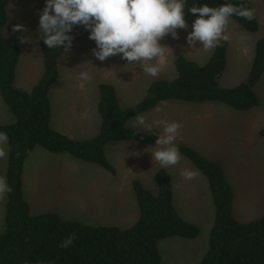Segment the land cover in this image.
I'll return each mask as SVG.
<instances>
[{"label":"trees","instance_id":"1","mask_svg":"<svg viewBox=\"0 0 264 264\" xmlns=\"http://www.w3.org/2000/svg\"><path fill=\"white\" fill-rule=\"evenodd\" d=\"M8 2L0 0V95L13 113L14 121L0 124V132L8 137L5 179L12 191L7 193L4 230L0 234V264H161L159 240L173 236L195 238L199 234V228L177 212L171 177L165 169H158L155 174L156 193L139 180L133 181L139 216L130 226L121 228L89 225L64 219L54 212L32 214L22 187L25 160L40 146L49 152H67L114 172L105 155V145L123 140L153 145L155 135L147 131L135 134L126 123L162 101H216L240 111L258 106L260 100L255 87L264 74V35L256 41L249 73L231 87L219 85L227 62L228 42L223 40L202 65L184 54L177 55L174 60L177 76L154 80L145 96L126 108L120 106L115 87L108 82L101 83L100 130L91 138L79 140L50 126L49 91L59 75L61 50L47 49L40 39L45 65L42 78L29 92L15 87L19 40L17 36L3 35ZM204 3L211 7L231 3L253 9L247 0H185L186 25H191L196 18L187 8ZM231 19L249 32L259 29L256 13L252 21L236 16ZM70 35L74 37L73 45L88 32L77 25ZM153 132L158 133L155 129ZM259 134L264 136V127ZM179 151L207 178L214 204L209 247L200 264H264V214L246 222L237 219L235 191L223 165L189 146L180 145ZM70 236L73 237L70 246L62 247V242Z\"/></svg>","mask_w":264,"mask_h":264},{"label":"rangeland","instance_id":"2","mask_svg":"<svg viewBox=\"0 0 264 264\" xmlns=\"http://www.w3.org/2000/svg\"><path fill=\"white\" fill-rule=\"evenodd\" d=\"M248 1L259 20V29L256 32H249L230 19L229 23L235 26V29L226 28L230 45L228 48L229 59L227 60V68L225 67L226 71L223 73L222 83L219 81V85L221 83L222 87L234 86L247 76L255 50L254 44L251 46L250 43H254L256 38L264 35L263 0ZM176 31L178 35L180 34V39H185L191 31V25H187L186 28L177 29ZM169 37H172L171 33H169ZM234 41L236 44L232 46ZM245 42L250 46L247 49L248 53L242 54L240 45L245 44ZM82 46L87 48L78 49L79 47H73L69 49L65 53V56H68L67 60L71 59L70 56L73 53H77L75 57L77 59H82L84 56L85 58L92 56V48L89 47L93 46L90 44H83ZM186 48L177 47L172 49L170 51L173 55L172 58L184 54L191 56L192 59L202 65L208 61L214 50V48L210 50L203 49L201 52L191 54L193 52L192 48L188 49L190 53ZM117 71H119L120 75L115 82L118 90L124 91L126 85L122 81L123 71L120 68ZM176 76L177 69L173 60L167 68L161 69L156 77H150L143 72V74L136 76L128 86L132 91L129 97L122 100V105L126 106L140 101L145 96L148 85L155 79H173ZM262 77L260 80V83L262 81L261 87L259 83L255 91L260 100V106L254 107L253 111H236L237 113L234 114V118L232 117L233 119L228 125L221 124L215 131L210 130L211 139L207 144L201 142L199 130L207 131L208 128L205 124L200 126L199 123H196L193 115L203 109L229 108L223 103L216 101L189 102L183 100H165L150 109L152 110L150 113H143L145 114L143 116L146 122L149 124H152L157 119H166L168 121H176L181 125L176 141L178 151L180 145L189 146L200 154L212 158L224 166L226 176L239 199L243 198V195L246 198L245 201L248 206L245 205L246 202L245 204L240 202L238 205L235 201L234 204V215L240 221H250L264 214V136L259 134V130L264 127V75ZM131 78L128 82H131ZM158 106L163 109L161 112L156 111ZM12 120L13 115L0 95V121L9 123ZM132 120L126 124L130 126ZM182 124L184 125L182 126ZM153 127L155 126L153 125ZM98 130L86 134L70 133V136L74 138L92 137L98 133ZM119 142L126 141L108 143L105 147V154L117 170V176L124 178L126 176L124 166L118 163L117 158L119 154L125 152L126 145H120L124 143ZM0 151L5 152V156L0 157V179L6 181L5 168L8 161V145L0 146ZM179 153L181 154L180 162L175 166L163 169L173 176L175 184H183V188L187 184L189 186L191 184L195 185V190L192 193L190 191L189 195L184 194L186 188L177 190L174 204L184 219L194 223L199 228V234L195 238L173 236L161 239L158 242V249L161 254V264H200L209 247V237L215 217L214 204L207 178L195 169L180 151ZM61 156L71 158V155L67 152L54 153L36 146L25 160L23 168L29 183H31V187L27 190V193L28 196H35L33 199H28L32 214H36L39 211L52 210L58 211L59 215L64 219L78 220L89 225H101L102 222L98 216V211L101 209L100 202L102 199L110 201L112 206V203L118 201V199L119 201H124L125 207L131 205L129 193H127V197L125 198H116L112 194L113 187L111 184L117 181L116 178L108 181L110 189L106 188V191L101 190L100 186H94L104 179L103 173H108V171L98 164L78 160V167L70 171L62 165ZM154 169H161V167L158 164L150 166L147 169L148 174L143 178V185L150 187L149 190L156 193L157 186L156 182L154 183V176L152 180L149 178V172ZM183 169L193 171V178L185 180L180 175ZM109 176L113 175L109 173ZM94 187L95 189L93 190ZM38 188L40 190L39 197H37L36 191H33ZM129 190L133 189L128 183V185L126 184L125 191ZM104 191L105 193H102ZM49 192L52 194H49ZM6 200L7 194L0 197V234L4 230ZM133 200L135 201V198H132V202ZM63 204L70 205H66L68 208H65ZM89 210H92L91 214L88 212ZM91 216H96L99 219H91Z\"/></svg>","mask_w":264,"mask_h":264},{"label":"crops","instance_id":"3","mask_svg":"<svg viewBox=\"0 0 264 264\" xmlns=\"http://www.w3.org/2000/svg\"><path fill=\"white\" fill-rule=\"evenodd\" d=\"M44 4H45V0H9L7 7H6L7 22H6L5 27L3 28V35L5 37L17 36L18 38L21 35H24V36H27L30 41L29 43H25V44H21L19 42V59H18V63L15 69V79H14V85L16 88L22 89L28 92L31 91L34 88V86L40 81L45 71L43 54H42V50L40 46L41 32L38 28L39 13L43 9ZM263 4H264V0H263ZM17 23L23 24L26 28V31L25 32H13L12 27L13 25ZM227 27L233 30L235 29V26H232L231 23H229ZM226 33L228 34V32ZM258 38H256L254 43H250V45L252 46L254 44L253 46L255 47V44ZM227 42H228V48H229L230 43L228 40ZM160 43L169 48L166 50L165 54L159 58L158 61L150 62V63H158L160 65V69L167 68V66L170 65L172 60L174 62L175 57H173L174 58L173 59L172 58L173 55L170 52L172 49L177 48V47L178 48L187 47L186 48L187 50L190 49L187 44L186 38L185 39H180V38L173 39L172 37L171 38L169 37V34H167V36L162 38ZM83 44L92 45L93 47H89L92 49L96 47L95 42L93 40L88 39V35H84V36L79 37L76 40V42L73 45H71L70 49L73 47H79L78 49L87 48V47H83L82 46ZM235 44L236 43L234 41V43H232V46L233 45L235 46ZM250 45L247 44L246 42L245 44L240 45L242 54H245L246 52L248 53L247 49ZM192 50L193 52L191 54H196L197 52H201L203 48L200 47L199 42H196ZM76 54L77 53L71 54L70 60H67L68 56H65V53L61 54V56L58 59L59 75L57 79L55 80V82L52 84L50 91H49V101H50V107H51L50 126L54 130L64 133L69 137H71L70 133L86 134V133L96 131L97 129L100 130L101 115L98 110V104L100 100L99 85L101 83L103 82L111 83L115 87L120 106L122 108H126L135 103L134 102L126 106L122 105V100H124L126 97H129L130 92L132 91L128 86L132 83V80L135 79L136 76L143 74V71L138 64L126 65L127 61L121 60L119 55L109 56L103 62H101L99 60H96L94 56H88L86 58L84 56L82 59H77L75 58ZM188 57L192 58L191 56H188ZM228 59H229V56H228V49H227V60ZM119 68L122 69L123 71L122 81L126 85L124 91H119L117 84L115 82V80L120 75L119 71H117V69ZM226 68H227V62H226ZM226 68H225V71H226ZM81 71H87L89 73L90 75L89 81L85 82V81H81L78 79V75ZM223 77L224 75L222 76L220 80L221 83H222ZM130 78H131V82H128ZM240 81H242V79ZM221 83H220V86L222 87L223 85H221ZM261 83L259 84L260 87H261ZM257 85L255 87V91H256ZM252 109L253 108L249 110H243V111H253ZM151 111L152 110L149 109L145 112H142L139 115H145L143 113H150ZM236 111H240V110H235L229 107V108H219V109H216V108L203 109L201 111L199 110V112L197 113H194L193 115L194 121L196 123H199L200 126L202 124H205L206 127L208 128L207 131L202 130V129L199 130V132L201 133V136H200L201 142L205 144L209 143L211 139L210 130L215 131L218 127L221 126V124L228 125L234 118L233 117L234 114L237 113ZM131 119H129L127 123H129ZM13 121H14V115H13V120L11 122ZM0 124H6V123L0 121ZM183 125L184 124H182V126ZM126 126L128 128H131L127 124ZM155 128L156 127H153V129ZM155 130L159 132V129L156 128ZM139 131H145V130L141 129ZM71 138H74V137H71ZM88 138H91V137H85V138L77 137L74 139L81 140V139H88ZM123 141H126V142H119V143H124L120 145H126V148H125L126 150L124 153L118 155L117 160H118V163L124 166L126 176L124 178H119L117 176L118 175L117 170L115 169L113 165L112 166L114 167V170H115L114 172H110L109 170L102 167L103 169L108 171V173L106 174L103 173L104 179H102L99 182V184L96 183L94 186L95 187L96 185L100 186L101 190L103 189L106 191V188L110 189V186L108 185V181H112L113 179L116 178L117 181L114 184H111L113 187V190L111 191L112 194L116 196V198L118 197L125 198L127 197V193H129V195L131 196V205L125 207L123 203L124 201L122 202V201H119L118 199V201L112 203L113 204L112 206L110 201L102 199L100 202L101 209L98 211V216L100 217V220L102 222L101 225H114V226H118L121 228H126L130 226L132 223H134L138 219V216H139L137 199H136V195L133 189V180H139L143 185L144 183L143 178L146 174H148L147 169L150 168V166H153L155 164H153L151 160V153L149 152V150H151L152 148V145L148 146V144H143V143L129 141V140H123ZM7 145H8V142H7ZM61 158H62V165L65 167V169L72 171L78 167V163H79L78 160L80 159H77L73 156H71V158H69L68 156H61ZM191 165L194 167L192 163ZM157 170L158 169H154L153 171L149 172V178H151V180H152V177L154 176V183H155V174ZM5 173H6V170H5ZM109 173L113 175L111 176L113 178L109 176ZM63 177H64V174H63ZM170 177H171L172 190H173V204H174V197L177 194L176 193L177 190L186 188L184 190L185 195H189L190 191L192 193L195 190V185L191 184L189 186L187 184L183 188L184 186L183 184H179V183L175 184L174 182L175 179L173 180V176L171 174H170ZM27 178L28 177L23 168V172H22L23 193H24L25 199L27 198L26 199L27 202H29L28 199L29 198L33 199L35 196L34 195L28 196L27 190L31 187V183H29ZM128 183H129V186L130 185L132 186L133 190L125 191L126 184L128 185ZM143 186L146 187V185H143ZM95 187L93 188V190L95 189ZM146 188L149 189L150 187H146ZM33 191H36L37 193L36 195L37 197H39V192H40L39 188L37 190L34 189ZM105 191L102 193H105ZM107 193H109V191H107ZM49 194H52V193L49 192ZM54 196L56 199V194ZM60 197H61V194H60ZM132 198H135L136 202L134 200L132 202ZM245 199H246L245 195H243V198L239 199L238 195L235 193L236 204L239 205L240 202L245 204L246 202ZM235 201H234V204H235ZM63 205H65V208H68L66 207L67 204H63ZM245 205L248 206L247 202ZM175 208L179 212V214L183 216L176 206ZM92 210H89L88 212L91 214ZM44 212L58 213V211H52V210L44 211ZM38 213H43V211H39ZM91 219L98 220L99 218L96 216H91ZM243 222H246V221H243Z\"/></svg>","mask_w":264,"mask_h":264},{"label":"clouds","instance_id":"4","mask_svg":"<svg viewBox=\"0 0 264 264\" xmlns=\"http://www.w3.org/2000/svg\"><path fill=\"white\" fill-rule=\"evenodd\" d=\"M187 12L196 15L191 24V31L186 36L189 48H194L196 42L204 50H210L229 39L226 28L233 16L252 21L255 11L251 8L222 3L211 7L204 3L191 6ZM82 26L88 32V39L95 42L92 56L103 62L109 56L119 55L127 64H138L142 71L150 77H156L160 72L158 61L169 48L160 43L161 39L171 33L173 39H179L177 29L186 28L185 0H45L39 13L38 28L40 39L49 50L59 49L62 53L69 51L74 37L70 35L74 26ZM13 32H25L23 24L12 27ZM21 44L29 43L27 36L21 35ZM81 81H89L87 71L78 75ZM163 109L157 107L156 111ZM153 125L159 129L153 132ZM130 127L135 131L145 130L155 135L151 150L153 164L161 168L177 165L181 154L176 147L181 125L176 121L157 119L149 124L143 115L133 118ZM8 137L0 132V146L6 145ZM5 152L0 151V157ZM180 175L185 180L193 178L194 173L183 169ZM12 191L6 181L0 179V197ZM73 237L62 242V247H68Z\"/></svg>","mask_w":264,"mask_h":264}]
</instances>
